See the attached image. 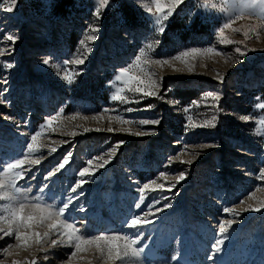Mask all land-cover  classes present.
Listing matches in <instances>:
<instances>
[{
	"label": "rangeland",
	"instance_id": "1",
	"mask_svg": "<svg viewBox=\"0 0 264 264\" xmlns=\"http://www.w3.org/2000/svg\"><path fill=\"white\" fill-rule=\"evenodd\" d=\"M202 2L184 0L166 21L162 34L155 33L150 14L144 8L151 0H110V6L101 11L99 19L93 15L96 0H18L13 13L0 7V93H3L0 95L3 101L0 102V157L23 155L27 137L38 130L47 115L63 108L62 119L67 118L64 122L68 127L58 132H45L39 140L53 146L61 140L67 143L59 145L55 152L44 148L33 153L44 157L40 165L33 166L35 175L30 177L26 173L23 178V186L31 187L33 195L43 182L53 187L58 195L66 196L84 162L101 153L106 157L107 149L116 140L123 139L126 143L119 147L110 164L81 186L84 197L80 203L84 204L87 215L77 212L75 218L89 224L91 230L86 234L121 231L129 208L134 214L147 211V204L155 198L159 203L153 208L161 207V212L156 221L145 226L144 239L155 241L159 237L160 243H153L158 259L155 262L146 260L145 264H164L165 260H171L177 247L174 240L169 242L167 238L177 229L185 237L182 256L186 264H211L207 255L216 238L215 230L220 219L229 218L237 222L229 229L230 239L225 242L224 251L214 256L213 262L219 259L220 264H264V209H248L239 218L222 211L223 207L239 206L249 192L264 197V180L258 178L259 168L264 166V126L259 124L264 117V29L250 32L247 38L242 31L226 29L225 34L233 43L221 44L215 28L228 17L207 10L197 14ZM4 4L5 0H0V6ZM256 22L253 16L235 20L232 27ZM90 23L100 24L98 39L91 42L92 52L83 65L65 64L74 54L83 53L78 41ZM8 34L17 35L18 39L12 42ZM152 41L158 42L150 53L153 59L174 56L186 47L214 48L216 51L198 55L191 73L179 60L171 63L184 71H175L169 64L156 68L164 100L145 97L139 104L110 101L118 69L132 63L140 48ZM237 47L246 49L247 54L233 65L232 60L240 55L235 52ZM45 56L50 57L47 66L41 64ZM12 61H15L14 66L5 68V62ZM81 67L84 72L79 73L71 85L61 79L65 71L78 72ZM147 70L151 71V66ZM131 72L142 75L136 68ZM220 72L225 73L223 82L214 79ZM5 78L7 84L3 83ZM5 87L7 92H3ZM208 90L222 93L219 105L222 112L217 113L205 104L192 105L188 112L184 111L185 106L199 100L201 93ZM126 94L131 96V93ZM173 100L178 103H169ZM146 103L155 107L140 112L124 111L142 108ZM105 106L119 108L111 115L123 114L136 120L159 115L162 120L156 126L131 125L137 129L155 127L154 135L108 132L107 118L102 121L91 118ZM73 112L81 116L72 119ZM189 114L197 123L215 114L218 123L215 127H200L185 133V118ZM8 116L13 119L8 120ZM82 116L89 119L84 120ZM245 116L249 119L244 120ZM25 120H28L27 125ZM79 125L91 130L84 132ZM74 126L76 135L71 136L69 133ZM112 126L120 127L115 121ZM97 128L104 130L97 131ZM200 143L216 146L197 149L201 154L191 165L178 160L166 164L167 158L175 156L184 145ZM69 150L72 157L66 170L44 181L43 174L55 167ZM188 152L189 149H185L180 156L186 160ZM160 171L172 179L158 177ZM180 171H186L187 175L174 188L158 190L154 197L149 194L141 209H135L139 185L132 183L130 177L141 184L153 178L158 183H171ZM161 194L172 199L170 208H162L166 200H160ZM256 202L252 198L246 201ZM15 243L14 237H4L0 239V248ZM10 251L12 256L0 251V261L4 264H11L13 259L24 260L26 256L31 259L33 253L41 264H61L67 261L71 248L61 246L55 252L35 248ZM79 255L84 259L77 264H108L93 248ZM44 256H48L47 261Z\"/></svg>",
	"mask_w": 264,
	"mask_h": 264
},
{
	"label": "snow or ice",
	"instance_id": "2",
	"mask_svg": "<svg viewBox=\"0 0 264 264\" xmlns=\"http://www.w3.org/2000/svg\"><path fill=\"white\" fill-rule=\"evenodd\" d=\"M18 0H5V4L0 6L8 13H13ZM184 0H151V4H145L144 8L147 13L150 14L149 18L153 21V27L155 33L162 34L165 31L166 21L173 15L174 11L178 9V6H182ZM107 6H110V0H96V7L93 10V15L99 19L101 17V11ZM207 10L209 13L215 11L216 13L223 14L228 17L225 22L221 23L215 28V34L220 38L221 44L233 43L229 40L225 34L226 29H232V31H242L247 38L250 32H256L258 28L264 29V0H203L200 7L196 10L197 14L201 11ZM256 17L257 22L252 24H244L239 28H233L235 20L250 19ZM100 30V24H88L85 29L84 36L78 41V44L83 47V53L81 55H73V58L64 63H72L75 65H83L85 59L92 52V43L98 39L97 33ZM259 34L257 33V36ZM7 38L12 42L18 39L17 35L8 34ZM157 41H152L146 47H142L139 53L135 56L132 63L118 69V73L115 76L117 82L114 91L109 96L110 101L118 102V104H128L130 102L139 104L145 97H158L160 100H164L165 97L160 94L161 84L159 77L156 74V68H163L164 65L169 64L175 71H184L183 68H177L175 64L171 63L174 60H179L185 64L188 72L194 71L195 60L198 55H206L213 53L216 50L214 48H198V47H186L182 51H177L174 56L161 57L159 59H153L150 55L152 47ZM239 43H243L240 41ZM2 51V50H0ZM235 52L240 55L232 60V64L235 65L238 60L245 57L247 54L246 49L240 47L235 48ZM50 57L45 56L41 61L44 66L49 65ZM15 61L5 62V68H12ZM151 66V71L147 69ZM138 69L142 75H133L131 69ZM84 72V68H79L78 72L65 71L61 75V79L66 81L69 85L75 81L76 76L79 73ZM225 73H218L214 79L223 82ZM4 84L8 83L7 78L3 81ZM109 85L112 81L108 82ZM8 88H4L3 92H7ZM167 91V89H165ZM126 93H131L129 96ZM3 93H0L2 95ZM222 93L219 90H208L201 93L199 100H193L191 104L185 106L184 111L188 112L192 105L205 104L206 106L214 109L215 112H222L220 108ZM3 102V101H0ZM171 104H177V101H169ZM155 106L150 103H146L142 108L132 109L126 108L125 112H140L148 109H153ZM119 111V108H110L105 106L100 112H95L92 115L93 120L102 121L105 118L108 120V132H121L136 136L154 135L157 131L155 127L147 128H133L131 125L138 124L140 126H156L161 123L162 117L157 115L155 118H140L138 120L129 118L123 114L111 115V113ZM63 108L56 111L54 114L47 115L43 122L39 125L38 130L33 131L26 140V147L23 149V155H17L16 158L0 157V239L4 237L15 239V244H8L7 247L0 248V251L4 252L6 256H12L13 252L10 249H39L42 251L55 250L58 247L66 246L70 247L71 251L67 254V261H62L61 264H77V261L83 260L84 257L79 253L87 251L89 248H93L102 261H107L108 264H145L146 260L156 261L158 258L155 255V248L153 243H160L159 237L155 241L151 239H144L145 226H150L153 221L157 220L161 207L153 208V205H157L159 201L152 198L151 203L147 204V211H140L139 214H134L133 209L129 208L128 214L125 216V222L122 223L121 231H99L95 235L86 234L89 232L90 226L83 220H77L75 213L87 215L84 210V204L80 203V199L84 197V192L81 190V186L85 185L88 180H91L100 169H104L113 160L119 147L126 143L123 139H118L115 143L107 149V155L104 153L99 156H92L84 162V166L80 167L78 173H76L75 182L71 184V187L67 190V195L63 193L57 194L53 187L48 184L41 183L39 189L32 194L31 187H24L25 181L23 180L26 173L34 176L33 166L40 165L44 159L43 156L37 157L33 153L38 152L40 149L47 148L48 151L55 152L59 145L67 143V141L61 140L56 143L55 146L50 144H44L40 142L39 138L45 132H58L61 128H66L68 125L62 119ZM81 116L79 112L71 113V118ZM8 120H12L11 116L6 117ZM84 120L89 119L87 116L81 117ZM186 122L184 125L185 133H188L190 129H196L200 127H215L218 123L217 115L213 114L203 119L199 123L193 120L191 114L186 116ZM244 120L249 117H243ZM115 121L120 127H113L112 122ZM24 123L27 125L28 120ZM259 124L264 126V117L260 118ZM84 131L88 132L91 129L84 125H79ZM97 131L104 129L97 128ZM71 136L76 135L75 126L69 133ZM23 135V134H22ZM179 143V141H177ZM214 144H193L184 145L180 148V151L175 156H169L166 160V164H172L173 161H179L181 164L191 165L194 160L201 154L199 150H203L209 147H214ZM185 149H189L188 158L185 160L180 156V152H184ZM72 157V152L69 150L66 152L59 163L52 167L51 170L46 171L43 174L44 181L54 177V174L65 169V166L69 164ZM27 165V168L24 166ZM66 170V169H65ZM187 175L186 171H180L175 175L173 182L171 183H158L156 178L147 179L142 184L139 180L132 179V183L138 184L139 199L135 203V209H141L142 204L145 202V197L152 194L154 197L159 190L163 192L164 189L171 190L176 184L183 180ZM158 177L165 179H172L168 177V174L164 171L158 173ZM87 178V179H86ZM258 178L264 180V166L259 168ZM20 181V184L17 182ZM54 184V180H53ZM175 194H172L174 198ZM248 198L256 200V203H246ZM160 200H166L162 205V208L168 209L172 205V199L166 198L163 194L160 195ZM76 201V204H73ZM248 209L259 211L264 209V197H256L253 192H249L248 196L240 200V205H232L231 207H223L224 213L231 214L234 217L239 218L240 214ZM130 217V218H129ZM151 217V219H149ZM237 221L229 219H220L218 227L215 230V240L211 243V251L207 255V260L211 264H220L219 259L213 262L214 256H220L224 251L225 242L230 239L229 229ZM78 225H82L78 226ZM151 231V229L149 228ZM55 236V238H51ZM167 240L170 242L175 241L177 250L171 257V260H165L164 264H186L182 250L185 243V237L179 229L169 234ZM47 245L45 249L44 246ZM44 260H48V256H44ZM0 264H4V261H0ZM11 264H41L37 257L33 253L32 258L28 259L26 256L24 260L13 259Z\"/></svg>",
	"mask_w": 264,
	"mask_h": 264
}]
</instances>
